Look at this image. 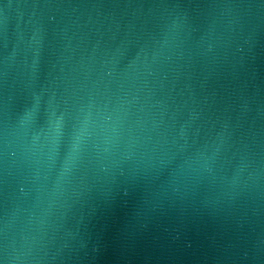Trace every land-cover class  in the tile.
<instances>
[{
    "label": "water",
    "instance_id": "obj_1",
    "mask_svg": "<svg viewBox=\"0 0 264 264\" xmlns=\"http://www.w3.org/2000/svg\"><path fill=\"white\" fill-rule=\"evenodd\" d=\"M117 264H264V181L180 233Z\"/></svg>",
    "mask_w": 264,
    "mask_h": 264
}]
</instances>
